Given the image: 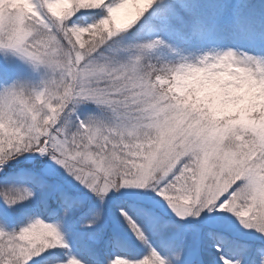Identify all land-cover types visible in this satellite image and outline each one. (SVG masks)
<instances>
[{
  "label": "snow or ice",
  "instance_id": "obj_1",
  "mask_svg": "<svg viewBox=\"0 0 264 264\" xmlns=\"http://www.w3.org/2000/svg\"><path fill=\"white\" fill-rule=\"evenodd\" d=\"M0 264H264V0H0Z\"/></svg>",
  "mask_w": 264,
  "mask_h": 264
}]
</instances>
